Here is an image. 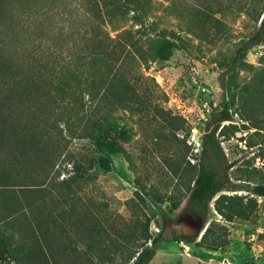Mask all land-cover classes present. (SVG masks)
Masks as SVG:
<instances>
[{
	"label": "rangeland",
	"instance_id": "374dc122",
	"mask_svg": "<svg viewBox=\"0 0 264 264\" xmlns=\"http://www.w3.org/2000/svg\"><path fill=\"white\" fill-rule=\"evenodd\" d=\"M183 1L180 7L178 0H150L146 25L154 21L155 31L145 29L146 36L137 32L139 44L145 47L147 37L166 31L178 34L181 47L173 49L165 61L125 62L121 82L131 84L133 102L127 101L129 106H119L112 113L116 121L107 119L111 122L98 141L93 177L85 185L72 184L73 188L67 189L61 181L71 176L70 164L57 162L55 169L61 174L55 171L46 182L47 193L43 194H48L44 198L48 210L37 220L40 228L34 226V218L18 214L9 217L0 229V234L11 242L10 248L31 250L36 245L40 249L38 255L21 264H126L137 244H127L123 239L128 231L146 223L148 235L157 241L146 264H264V197L245 190L223 191L211 200L202 219L187 205V188L192 184L186 171V162L197 161L203 134L212 128L216 115L228 108L229 120L220 124L215 137L223 160L233 164L228 170L231 180L242 185L246 183L242 179L247 180L249 188L264 183V84L257 82V77H264V37L248 46L244 64L236 67L233 82L228 84L230 58L257 29L258 22L236 7L226 9L213 14L224 25L218 27L221 31L206 22L208 36L203 38L200 27L193 24L190 6H186L216 0ZM243 2H252L257 10L262 6L259 0ZM25 4L26 0H20L19 5L7 1L0 14L3 63H15L27 54L30 39L34 44L33 25L30 32L25 31L16 14ZM187 25H194L201 36L185 32ZM125 29L135 32L139 26L131 20L113 26L102 23V30L112 38ZM215 31L216 37L212 36ZM20 42H25L23 48H29L23 55L17 53ZM93 78L98 79L96 73ZM253 78L258 100L250 99L253 93L243 94V87ZM63 106L70 109L64 103ZM71 123L73 126V118ZM60 127L65 129L62 123ZM63 137L67 141L66 156L77 157L84 151L86 140L72 138L67 129ZM233 173L241 180H235ZM173 192L181 200L176 208L167 199ZM219 195H237L246 204L248 198L256 199V205L251 207L246 221H229L214 209ZM212 224L222 227L223 250L211 251L198 245L205 228ZM0 264L7 262L0 260Z\"/></svg>",
	"mask_w": 264,
	"mask_h": 264
},
{
	"label": "trees",
	"instance_id": "16d2710c",
	"mask_svg": "<svg viewBox=\"0 0 264 264\" xmlns=\"http://www.w3.org/2000/svg\"><path fill=\"white\" fill-rule=\"evenodd\" d=\"M7 1L16 5L20 3V0H0V14ZM259 1L262 6L258 10L252 2L246 4L243 0H216L205 4L200 1L188 4L186 1V7L190 6L192 11L193 24L196 22L195 26L200 27L197 28L204 34L203 38L208 36L204 23L209 22L216 28L224 26L213 14L226 9L236 7L258 22L257 29L239 44L230 58L228 84L233 82L236 67L244 64L242 60L248 46L263 40L264 4ZM178 4L181 7L184 1L178 0ZM25 5L16 14L25 31L30 32L33 25L31 35L34 44L30 39L31 49L23 55L29 48H23L25 42H20L17 53L23 56L14 60L15 63L0 60V229L5 227L9 217L18 214L34 218V226L40 228L37 220L42 212L48 210L44 201L48 194H43L47 193L46 182L52 179L55 171L57 175L61 174L57 167L55 169L57 162L70 164L71 176L61 181L67 189L73 188L72 184L85 185L93 177L98 141L102 140L109 123L116 121L112 113L119 106H129L127 101L133 102L132 94H129L131 84L125 80L121 82L125 62L165 61L173 49L181 47L178 34L166 31L147 37L145 47L139 44L135 36L137 32L145 35V29L155 31L154 21L146 25L151 12L150 0H26ZM167 6L171 11L170 5ZM127 20L139 29L135 32L122 30L113 38L102 30V23L113 26ZM194 25L184 27L185 32L201 36L194 30ZM217 33L215 31L212 36L216 37ZM95 73L98 79L93 78ZM119 73L121 75L118 76ZM254 79L243 87V94L253 93L250 99L258 100L260 95L254 89ZM257 79L264 84L262 75ZM115 82H118L116 88ZM233 100L234 97L231 102ZM62 102L70 109H64ZM227 110L220 111L212 122V128L203 134L196 163L186 162L189 183L192 184L187 188V205L194 208L202 219L206 217L211 200L223 191L245 190L264 197L263 182L249 188L247 180L242 179L246 182L244 185L234 183L228 173L233 164L223 160L215 137L220 124L229 120ZM109 117L111 121H107ZM60 123L72 138L86 140L83 141L84 151L77 157L64 154L67 141ZM111 128L113 130V125ZM36 172L39 174L33 175ZM232 176L241 180L234 173ZM136 195L143 201L140 193ZM176 195L173 192L167 198L173 208L181 201ZM155 199L160 202V199ZM247 203L237 195H219L214 209L226 220L246 221L256 199L248 198ZM147 225L126 233L123 241L137 244L126 258V264L130 260V264H146L153 256L157 241L148 235ZM221 230L220 225H208L198 245L211 251L223 250L225 241L221 240ZM8 240L6 235L0 234V260L7 264H21L40 253L36 245L31 250L20 246L12 249ZM149 240L150 245H147ZM115 248L119 247L115 245Z\"/></svg>",
	"mask_w": 264,
	"mask_h": 264
}]
</instances>
